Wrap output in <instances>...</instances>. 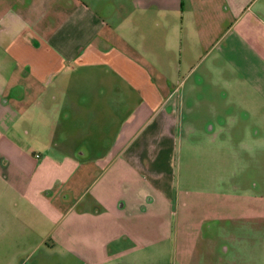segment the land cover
Returning a JSON list of instances; mask_svg holds the SVG:
<instances>
[{
    "label": "crops",
    "instance_id": "crops-1",
    "mask_svg": "<svg viewBox=\"0 0 264 264\" xmlns=\"http://www.w3.org/2000/svg\"><path fill=\"white\" fill-rule=\"evenodd\" d=\"M211 53L219 100L187 84ZM208 101L215 121L181 115ZM224 129L264 159V0H0V264H113L168 239L183 144Z\"/></svg>",
    "mask_w": 264,
    "mask_h": 264
},
{
    "label": "rangeland",
    "instance_id": "rangeland-1",
    "mask_svg": "<svg viewBox=\"0 0 264 264\" xmlns=\"http://www.w3.org/2000/svg\"><path fill=\"white\" fill-rule=\"evenodd\" d=\"M213 56L211 53L209 60L195 65L188 75L187 84L194 83L196 77L204 74L207 97L212 94L211 98L219 100L223 99L220 87H231L232 81L228 75L216 80L207 63ZM204 66L208 72L204 73ZM216 81L218 86L215 85ZM238 91L240 99L247 101L248 93ZM227 93L225 100H235L233 88H229ZM212 104L214 102L211 101L202 103L200 112L187 111L184 106L181 115L198 126H204L216 120L210 111ZM224 108V117L230 115L231 108ZM250 117L256 125L263 126L257 117ZM244 118L246 113H241V121ZM225 129L218 131L220 135L215 141H205L193 134L190 147L183 144L170 179L176 198L170 237L143 244V247L113 264H183V261L186 264H264L263 155L251 157L246 150L249 144L247 139L239 145L240 151L237 153V144L235 140L232 143L227 139ZM197 225H203V235L199 238L193 235ZM184 253H187L186 256ZM38 257L35 254L29 260L33 263Z\"/></svg>",
    "mask_w": 264,
    "mask_h": 264
}]
</instances>
